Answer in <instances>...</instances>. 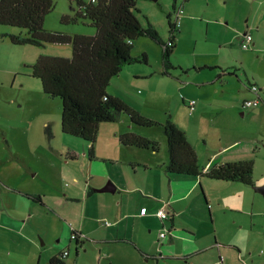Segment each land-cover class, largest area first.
<instances>
[{
	"label": "rangeland",
	"instance_id": "obj_1",
	"mask_svg": "<svg viewBox=\"0 0 264 264\" xmlns=\"http://www.w3.org/2000/svg\"><path fill=\"white\" fill-rule=\"evenodd\" d=\"M52 1L54 8L44 18L45 29L88 36L95 34V28L87 19L80 18L74 24L60 23L62 15H73L78 11L75 1ZM83 1L88 3L90 0ZM173 1L137 0L136 3L135 15L141 24H151L165 41L170 35L167 15L172 11ZM176 5L183 12L179 14L174 32L176 45L170 57L174 69L170 74L163 73L162 47L154 40L139 37L133 43L131 55L139 57L144 53L147 62L127 65L110 81L106 92L122 98L129 107L156 122L150 128L134 126L135 130L155 141L158 154L151 157L153 163L168 158L162 126L167 119L183 127L197 147L201 144L199 140L206 138L207 146L212 150L219 149L220 145L219 130L214 126L233 130L234 138L229 141L233 140L237 147L231 152L235 155L245 152L251 156L253 186L204 178L203 188L210 195L214 223L206 231H198L196 237L183 229L182 225L189 217L184 214H180L174 237L169 236V223L166 221L162 228L159 218L150 214L153 211L146 205V202H153L158 206L156 211L168 212L164 203L156 202L154 194L148 196L132 209V218L127 221L129 224L133 221L135 226L143 223L145 232L151 230L150 237L163 230L167 236L160 241L161 253L156 254L155 249L146 252L150 256L142 258L131 246L120 247L124 254L116 262L101 257L107 246L100 254L97 248L84 244L76 255L75 243L70 240V225L83 220L81 215H89L90 211L84 209L80 201L65 203L62 219L42 213L36 217L40 224L33 220L36 228L45 233L37 236L41 264H50V254L66 264H264V196L255 191V187L264 186V142L257 135L260 134L257 133L258 119L253 112L260 102L252 109L242 108V99L252 96L248 84L256 82L257 76L264 83V0H176ZM171 22H174L173 18ZM19 32L25 33L16 27L0 26V118L8 122L5 135L16 144L24 140L27 145L34 142L36 147L32 156L40 167L47 173L53 172L64 189L69 185L77 186L79 197L83 196L85 182L91 189H99L107 182L118 187L126 183L131 166L123 153L112 156L103 143L106 139L101 138L95 145L98 152L95 153L94 148L95 155L89 158L87 141L61 131V100L45 95L40 81L30 76V66L40 55L71 57V46L14 45L6 34ZM248 32L254 44L243 50L237 37ZM181 97L196 101L193 112L185 105L188 100L184 104ZM46 125L51 129L50 138L45 134ZM261 135H264V125ZM0 142H3L1 129ZM205 163L202 157L199 167ZM197 190L201 193L197 187L181 204ZM142 193L146 192L142 190ZM98 194L112 199L118 197L116 192ZM104 213L97 214L98 235L110 228L102 226L103 222L109 221L108 216L101 219ZM87 223L84 220V224ZM139 241H142L140 237ZM197 249L207 252L196 253ZM66 250L69 251L68 258L61 259L59 252Z\"/></svg>",
	"mask_w": 264,
	"mask_h": 264
},
{
	"label": "crops",
	"instance_id": "obj_2",
	"mask_svg": "<svg viewBox=\"0 0 264 264\" xmlns=\"http://www.w3.org/2000/svg\"><path fill=\"white\" fill-rule=\"evenodd\" d=\"M172 6L174 7H172L170 16L174 19L173 10L178 7L176 0L173 1ZM13 73L15 74V72ZM257 78L256 82L249 84H256L259 87L260 106L258 105L259 107L257 106L253 112L254 116L258 119L257 133L259 132L260 134L257 135L260 141L264 142V135H261L262 125H264V83L261 77L257 76ZM249 93L251 94L250 91ZM252 96L243 98L242 104L244 101L252 99ZM181 100L185 104L188 99L181 97ZM253 107H250V109ZM7 126L8 122L6 119L0 118V129L2 131V141L4 142H0V264H41V252L38 250L37 236H44L45 233L36 228L37 225L33 223V220L40 224L36 217H39L42 213L52 215L53 219H62V216L65 215L64 204H72L79 201L84 209L90 211L89 215H81L83 220L80 219L75 223L72 222V226L70 225V234L72 231H75L82 234L83 239L85 238L81 242V246L86 244L97 248L100 254L104 250V247L107 246L106 253H103L104 255L101 257L109 259L110 262L122 259V254L124 253L121 252L122 249L120 247L131 246L142 258L144 257L142 253H151L155 249L156 254L159 255L162 245L160 244L162 239L159 237V233L150 237L151 230L148 228V232H145L146 227L143 223L139 222L140 225L135 226L132 221L129 224L127 220L132 218L131 214L134 212L132 209L141 200L154 194V200L159 204L161 202L164 203V208L168 211L169 218L166 221L169 223V236L174 237L173 231L177 232L176 226H178L180 214H184L189 215V217L183 223V229L192 237H196L198 231H206L214 223L213 212L209 203L210 195L203 188V179L208 178L204 174L212 166L224 162L246 161L251 158L245 152H240V155H235V153L231 152L232 149L237 147L234 146L233 140L229 141L234 138L235 132L222 127V125L214 126L215 129L219 130L218 139L220 145L219 149L216 150L208 148L206 138H201L199 142L202 145L200 144L197 147L189 138L188 132L183 127L178 126L185 132L188 141L194 148L197 154L198 165L202 157L206 163L201 167L202 176L193 177L168 174L165 172L168 158L158 163H153L151 160L152 156L158 154V149L157 151L140 149L124 146L120 143L119 136L126 131H131L155 142L152 138L135 130L128 116L121 114L118 121L103 122L99 125L94 148L95 153H97L98 147H95V145L98 144L101 138H104L106 140L103 143L110 150L112 156L117 157L120 153H123V157L131 166L130 178L120 187L107 182L113 185L114 191L111 193H118L117 198L112 199L108 195L97 196L100 193L97 190L103 188L107 183L99 189H91L88 182L83 184V196L79 197L80 192L77 186L69 185L68 189H64V186L55 177L53 172L47 173L46 169L40 167L38 161L32 156V150L36 147L34 142L31 141L27 145V140L22 141L21 144H16L12 142L13 140L10 141L7 135H5V128ZM223 140H227L226 143ZM94 148L93 155L92 157L89 156V158L94 157ZM235 156H238V159H235ZM197 187H200L201 193L197 190L196 194L191 196L184 204H181V201L186 199ZM88 190L91 191L89 195L87 194ZM142 190L146 193L143 194ZM32 196H39L40 198L37 200ZM146 205L148 210L153 211L150 214L155 215L154 212L158 206L153 202H146ZM102 211L105 213L101 219L104 220V216H108L109 218V221L106 222L108 224L103 222L102 226H110V228L104 230L103 234L98 235L99 218L97 214ZM60 216L61 218H59ZM84 220H87L89 223L85 225ZM166 221L161 222L162 226H165ZM144 233L145 235L143 236ZM139 237L142 239L141 243ZM83 239H80V241ZM74 243L77 255L78 248H81V246L76 248L77 242L74 241ZM62 252H59L60 258H68L69 251L67 250L68 254L65 257L62 256ZM203 252L205 253L207 250H196V253ZM160 257L164 259V256L161 255ZM52 258L58 259L56 255L50 254L48 256L49 262ZM61 262L66 264L63 260Z\"/></svg>",
	"mask_w": 264,
	"mask_h": 264
},
{
	"label": "trees",
	"instance_id": "obj_3",
	"mask_svg": "<svg viewBox=\"0 0 264 264\" xmlns=\"http://www.w3.org/2000/svg\"><path fill=\"white\" fill-rule=\"evenodd\" d=\"M69 1L76 2L78 11L73 15H62L60 23L74 24L80 18L87 19L96 30L94 35L45 29L44 18L54 8L52 0H0V26L25 31L23 35L21 32L6 34L14 45L71 46V57L40 55L30 66V76L40 81L45 95L61 100L62 133L87 141L90 144L88 154L92 157L101 123L116 122L121 114H125L133 126L150 128L156 125V122L129 107L122 99L108 94L106 89L110 81L127 65L147 62L144 53L139 57L131 55L133 43L139 37L154 40L162 47L163 73L170 74L174 69L170 57L176 45L174 32L177 25L171 22L169 12L167 18L170 35L165 41L151 24H141L135 15L137 0H90L88 3L83 0ZM162 126L168 155L165 172L202 176L197 154L185 132L169 119ZM45 134L49 138L52 136L48 126L45 127ZM119 141L124 146L157 151L155 142L131 131L120 134ZM252 173L253 162L246 160L212 166L204 176L253 186ZM90 192L88 190L87 194ZM32 197L37 200L40 198ZM84 239L75 241L76 248L81 246ZM142 255L147 256L144 253ZM50 263L63 264L55 258Z\"/></svg>",
	"mask_w": 264,
	"mask_h": 264
},
{
	"label": "built area",
	"instance_id": "obj_4",
	"mask_svg": "<svg viewBox=\"0 0 264 264\" xmlns=\"http://www.w3.org/2000/svg\"><path fill=\"white\" fill-rule=\"evenodd\" d=\"M183 10L181 7H178L176 8L174 11H173V17H174V21L177 22L178 20V17H179V14L182 13ZM237 40L239 42V46L243 49V50H248L251 48V45H252V35L248 32V33H242L240 34L238 37H237ZM248 90L251 92V94L253 95V98L250 99V100H246L243 102L242 104V107L243 108H249V107H253L255 105H257L259 102H260V96H259V87L256 85V84H249L248 86ZM195 105H196V101L191 99V100H188L187 104H186V107L188 108V110L190 112H193L194 109H195ZM155 215L157 218H159V220L162 222V221H166L168 218H169V214L168 212H166L165 210L163 209H160V210H157L155 212ZM108 224V223H106ZM165 227V226H162V228ZM167 234H170V231L167 230ZM167 234H165L163 232V230L159 233V237L161 239H165ZM80 239H83V236L82 234L78 233V232H75V231H72L71 234H70V240H73V241H79ZM68 252L67 250L66 251H63L62 252V256L65 257L67 256Z\"/></svg>",
	"mask_w": 264,
	"mask_h": 264
},
{
	"label": "water",
	"instance_id": "obj_5",
	"mask_svg": "<svg viewBox=\"0 0 264 264\" xmlns=\"http://www.w3.org/2000/svg\"><path fill=\"white\" fill-rule=\"evenodd\" d=\"M98 192H113L114 188L113 185L110 183H107L103 188L97 190ZM255 191L259 192L260 194H262L264 196V186L261 187H255Z\"/></svg>",
	"mask_w": 264,
	"mask_h": 264
},
{
	"label": "clouds",
	"instance_id": "obj_6",
	"mask_svg": "<svg viewBox=\"0 0 264 264\" xmlns=\"http://www.w3.org/2000/svg\"><path fill=\"white\" fill-rule=\"evenodd\" d=\"M175 9H176V8H175ZM175 9H174V10H175ZM174 10H173V11H174ZM174 23L177 25V22L174 21ZM248 86H249V85H248Z\"/></svg>",
	"mask_w": 264,
	"mask_h": 264
}]
</instances>
